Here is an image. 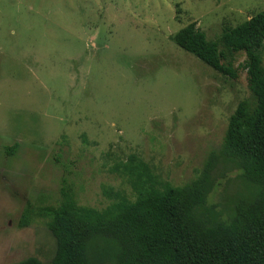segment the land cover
Here are the masks:
<instances>
[{
  "label": "rangeland",
  "instance_id": "rangeland-1",
  "mask_svg": "<svg viewBox=\"0 0 264 264\" xmlns=\"http://www.w3.org/2000/svg\"><path fill=\"white\" fill-rule=\"evenodd\" d=\"M263 9L264 0H0V264L52 255L44 219L17 222L27 202L56 207L63 182L102 209L109 187L134 198L110 171L130 154L173 185L193 179L250 96L245 55L221 60L232 78L172 35L194 22L215 40ZM262 54L264 64V43Z\"/></svg>",
  "mask_w": 264,
  "mask_h": 264
},
{
  "label": "trees",
  "instance_id": "trees-1",
  "mask_svg": "<svg viewBox=\"0 0 264 264\" xmlns=\"http://www.w3.org/2000/svg\"><path fill=\"white\" fill-rule=\"evenodd\" d=\"M177 47L229 77L227 57L242 52L249 98L229 115L222 142L209 150L197 175L177 186L135 154L110 171L134 198L111 187L102 209L81 205L63 182L60 202H27L18 227L42 218L54 239L47 261L28 256L16 264H264V9L208 40L194 22L172 35ZM11 155L14 146H5ZM218 203H208L216 189Z\"/></svg>",
  "mask_w": 264,
  "mask_h": 264
}]
</instances>
